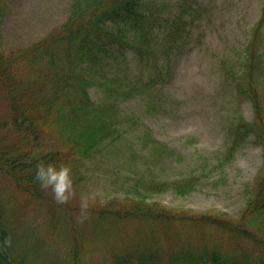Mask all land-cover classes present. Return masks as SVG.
I'll return each mask as SVG.
<instances>
[{"label":"rangeland","instance_id":"1","mask_svg":"<svg viewBox=\"0 0 264 264\" xmlns=\"http://www.w3.org/2000/svg\"><path fill=\"white\" fill-rule=\"evenodd\" d=\"M155 2L165 17L182 12L178 5L184 8L183 40L161 53L166 40L161 34L147 61L128 55L125 78L143 90L117 103L120 137L71 168L75 195L70 202L56 203L50 189H40L36 198L0 173L6 244L24 264H140L137 253L154 256L147 264H175L176 256L195 259L205 247L242 263L264 264V231L241 219L257 186L264 187L263 150L252 136L236 131L254 117L236 79L250 41L264 58V0ZM71 3L5 0L4 51L26 49L60 28ZM260 76L264 107V68ZM91 94L98 96L96 89ZM8 114L0 91V118ZM5 133L8 145H26L16 132ZM62 145L55 130L38 142L46 149ZM139 179L169 183L145 202L154 214L163 209L176 219L127 216L126 192ZM178 182L192 186L179 194ZM82 198L89 203V218L80 223ZM189 217L209 222L193 225Z\"/></svg>","mask_w":264,"mask_h":264},{"label":"trees","instance_id":"2","mask_svg":"<svg viewBox=\"0 0 264 264\" xmlns=\"http://www.w3.org/2000/svg\"><path fill=\"white\" fill-rule=\"evenodd\" d=\"M155 1L72 0L69 16L60 28L30 47L12 53H6L3 46L2 25L7 5L5 0L2 2L0 91L7 100L9 114L8 119L0 118V173L10 178L17 188L41 198V187L34 179L39 163H53L57 168L61 165L76 168L104 144L120 137L117 103L122 101L121 98L128 99L143 90L140 91L137 81L130 82L125 78L128 55L147 61L154 55L161 34L166 39L160 48L161 53L172 50L178 46H174L176 42L183 40L184 35L180 33H184L182 30L185 28L184 8L178 5L182 12L165 17ZM187 8L190 9V5ZM256 48L250 41L244 49L245 60L236 79L241 93L253 104L254 117L250 123L238 124L236 131L243 132L245 137L252 136L264 155V107L257 87L262 77L264 58ZM158 81L161 82V78ZM151 83L156 84L154 79ZM92 89L97 90L98 96L91 94ZM7 130L16 132L26 145H8ZM50 130L56 131L63 144L58 149L38 146L42 134ZM261 181L264 182V166ZM136 183L138 185L126 192L131 198L127 216L158 218L167 222L176 219L175 215L163 209L154 214L145 202L147 195L164 191L169 186L167 181L139 179ZM191 186L187 182H178L176 188L182 194ZM241 219H247L252 227L264 231V187L261 185L248 200ZM1 220L0 212V264H24L22 258L16 259V248L11 251L6 244L7 233ZM186 220L193 225L209 222L203 217ZM214 249L205 247L195 259L190 260L176 256L174 262L254 264L216 254ZM135 258L138 263L147 264L154 256L137 253Z\"/></svg>","mask_w":264,"mask_h":264},{"label":"clouds","instance_id":"3","mask_svg":"<svg viewBox=\"0 0 264 264\" xmlns=\"http://www.w3.org/2000/svg\"><path fill=\"white\" fill-rule=\"evenodd\" d=\"M43 190L50 189L54 200L58 204H67L74 197V187L71 178V168L61 165L59 168L53 163H39L36 168L34 177ZM89 203L87 199L82 198L80 204V223H83L89 218Z\"/></svg>","mask_w":264,"mask_h":264}]
</instances>
